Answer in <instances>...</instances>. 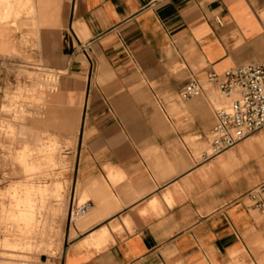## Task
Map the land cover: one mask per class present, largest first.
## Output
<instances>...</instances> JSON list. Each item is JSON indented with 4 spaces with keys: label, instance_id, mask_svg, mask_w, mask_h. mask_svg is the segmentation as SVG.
I'll use <instances>...</instances> for the list:
<instances>
[{
    "label": "crops",
    "instance_id": "crops-1",
    "mask_svg": "<svg viewBox=\"0 0 264 264\" xmlns=\"http://www.w3.org/2000/svg\"><path fill=\"white\" fill-rule=\"evenodd\" d=\"M32 13L18 28L59 31L66 75L39 128L74 144V200L94 207L62 264H264L248 196L264 132L208 157L227 102L208 75L264 62V0H32ZM13 32L0 24V56L20 52ZM193 79L204 92L184 101Z\"/></svg>",
    "mask_w": 264,
    "mask_h": 264
},
{
    "label": "rangeland",
    "instance_id": "rangeland-1",
    "mask_svg": "<svg viewBox=\"0 0 264 264\" xmlns=\"http://www.w3.org/2000/svg\"><path fill=\"white\" fill-rule=\"evenodd\" d=\"M21 21L33 22L32 0H0V24L11 26L20 49L0 58V121L13 123V112H2L3 106L20 86L33 84L28 73L41 72L35 64L66 78L51 63L57 58L59 31L45 30L47 37L37 39L27 35L29 27L18 28ZM12 104L33 112L37 100L23 92ZM42 120L9 128L17 137L2 139L0 131V264H62L67 243L76 236L72 209L89 201L80 189L74 200V144L52 128L43 132Z\"/></svg>",
    "mask_w": 264,
    "mask_h": 264
},
{
    "label": "built area",
    "instance_id": "built-area-1",
    "mask_svg": "<svg viewBox=\"0 0 264 264\" xmlns=\"http://www.w3.org/2000/svg\"><path fill=\"white\" fill-rule=\"evenodd\" d=\"M210 82L216 83L219 91L228 99V106L215 110V126L211 138V155H220L247 138L264 129V62L239 66L218 74L208 75ZM202 84L193 79L181 92L184 101L202 95ZM254 207L264 213V184L248 194ZM91 208L87 202L73 207V216H83Z\"/></svg>",
    "mask_w": 264,
    "mask_h": 264
},
{
    "label": "bare ground",
    "instance_id": "bare-ground-1",
    "mask_svg": "<svg viewBox=\"0 0 264 264\" xmlns=\"http://www.w3.org/2000/svg\"><path fill=\"white\" fill-rule=\"evenodd\" d=\"M35 66H37V68H39V71L41 72L28 73L29 79L32 81L33 84L30 87L20 86L19 93L11 97L10 99L11 103L9 105L3 106L2 112H13V117H14V120L16 121L14 123L0 121L1 123L0 131H2L1 133L2 139L14 137L16 135V133L14 132L12 133L8 132L9 128L14 129L13 126H20V125L22 126L25 124V122H27L30 119H33V120L34 119H44L46 115V111H47V104H48L49 97L52 94L59 92L60 90V83H61L62 78L58 77V75L54 71H51V70L47 71V70L41 69L44 66L40 64H35ZM23 92H25L27 95L31 94V96H34V98L37 100V104L34 105L35 109L33 112L28 111L24 107V105H19V106L14 107V104H12L15 97L16 98L21 97V94H23ZM226 99H227V102L222 105L216 106L215 110L220 107L228 106L232 99H228V98ZM17 136L18 135H16V137ZM210 152H211V142H210ZM82 205L83 204L79 206H82ZM93 210H94V207L91 206L89 211L86 212L83 216H80V217L73 216L72 220L75 219V221H79L80 219L90 214Z\"/></svg>",
    "mask_w": 264,
    "mask_h": 264
}]
</instances>
